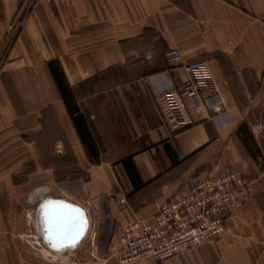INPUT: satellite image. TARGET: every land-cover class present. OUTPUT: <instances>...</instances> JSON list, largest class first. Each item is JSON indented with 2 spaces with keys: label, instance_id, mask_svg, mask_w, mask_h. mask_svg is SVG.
<instances>
[{
  "label": "crops",
  "instance_id": "0c3cea01",
  "mask_svg": "<svg viewBox=\"0 0 264 264\" xmlns=\"http://www.w3.org/2000/svg\"><path fill=\"white\" fill-rule=\"evenodd\" d=\"M167 48L207 61L200 112L178 95L188 73ZM169 87L183 107L173 122L155 97ZM222 170L250 182L225 231L139 264H264V0H0V264H24L18 236L2 232L23 196L85 210L72 264H117L127 221Z\"/></svg>",
  "mask_w": 264,
  "mask_h": 264
},
{
  "label": "built area",
  "instance_id": "2783aa9c",
  "mask_svg": "<svg viewBox=\"0 0 264 264\" xmlns=\"http://www.w3.org/2000/svg\"><path fill=\"white\" fill-rule=\"evenodd\" d=\"M164 56L168 63L184 66L188 78L178 95L186 97L192 110L200 112L212 88L207 61L183 62L177 48H167ZM155 97L170 121L182 114L183 107L172 87L157 92ZM249 192L250 182L233 170L193 178L186 191L162 202L153 218H135L124 224L115 252L117 264H139L144 259L159 261L215 240L225 231L226 214L243 206ZM123 203L124 199H120Z\"/></svg>",
  "mask_w": 264,
  "mask_h": 264
},
{
  "label": "water",
  "instance_id": "95a60500",
  "mask_svg": "<svg viewBox=\"0 0 264 264\" xmlns=\"http://www.w3.org/2000/svg\"><path fill=\"white\" fill-rule=\"evenodd\" d=\"M32 203L37 211L34 226L46 249L52 252L74 250L88 227L85 210L60 196H43ZM50 245H56V248Z\"/></svg>",
  "mask_w": 264,
  "mask_h": 264
},
{
  "label": "rangeland",
  "instance_id": "374dc122",
  "mask_svg": "<svg viewBox=\"0 0 264 264\" xmlns=\"http://www.w3.org/2000/svg\"><path fill=\"white\" fill-rule=\"evenodd\" d=\"M25 197L23 196L18 201H14L12 205H7L8 207L4 209L2 222L3 233H6L9 237L11 235L18 236V244L23 253V263L72 264L69 251L65 250L64 253L53 255L42 244L33 221L35 220V204L27 201ZM88 237L84 241L89 239Z\"/></svg>",
  "mask_w": 264,
  "mask_h": 264
},
{
  "label": "trees",
  "instance_id": "16d2710c",
  "mask_svg": "<svg viewBox=\"0 0 264 264\" xmlns=\"http://www.w3.org/2000/svg\"><path fill=\"white\" fill-rule=\"evenodd\" d=\"M50 68H51L54 80L56 82V85L60 91V95L63 98L68 111L71 114H73L74 113L73 96L71 94V91H70L68 84L65 81L64 75L60 69L58 72H56L55 69L53 68V66H51V64H50Z\"/></svg>",
  "mask_w": 264,
  "mask_h": 264
},
{
  "label": "bare ground",
  "instance_id": "6f19581e",
  "mask_svg": "<svg viewBox=\"0 0 264 264\" xmlns=\"http://www.w3.org/2000/svg\"><path fill=\"white\" fill-rule=\"evenodd\" d=\"M34 213H35V217H34L35 220H33V221H34V224H35L36 221H37V218H36V213H37V211H36V209H35ZM86 232H87V230H86ZM85 234H86V233H85ZM47 250H49V249H47ZM48 252H51V254L56 255L57 253L59 254L60 252H62V250H61V251H58V252H52L51 250H49ZM54 253H55V254H54Z\"/></svg>",
  "mask_w": 264,
  "mask_h": 264
},
{
  "label": "snow or ice",
  "instance_id": "6c2138e0",
  "mask_svg": "<svg viewBox=\"0 0 264 264\" xmlns=\"http://www.w3.org/2000/svg\"><path fill=\"white\" fill-rule=\"evenodd\" d=\"M51 247H53V248H56V245H50ZM69 246H71V245H69Z\"/></svg>",
  "mask_w": 264,
  "mask_h": 264
}]
</instances>
